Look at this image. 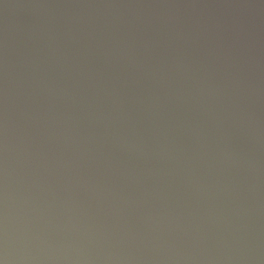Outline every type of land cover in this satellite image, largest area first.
<instances>
[{
  "label": "water",
  "instance_id": "95a60500",
  "mask_svg": "<svg viewBox=\"0 0 264 264\" xmlns=\"http://www.w3.org/2000/svg\"><path fill=\"white\" fill-rule=\"evenodd\" d=\"M0 264H264V0H0Z\"/></svg>",
  "mask_w": 264,
  "mask_h": 264
}]
</instances>
